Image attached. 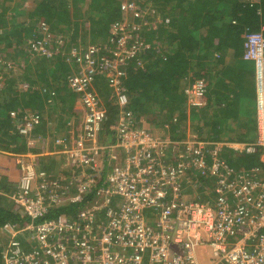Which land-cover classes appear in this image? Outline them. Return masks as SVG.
<instances>
[{
  "label": "built area",
  "instance_id": "obj_1",
  "mask_svg": "<svg viewBox=\"0 0 264 264\" xmlns=\"http://www.w3.org/2000/svg\"><path fill=\"white\" fill-rule=\"evenodd\" d=\"M129 3L126 10L121 6L125 13L134 12L135 5ZM125 37L121 36L111 57L98 56L93 45L83 53L71 48L68 60L82 75L72 74L68 83L81 96L86 113L75 147L66 149L64 138H56L64 146L60 152L67 153L72 164L90 170L89 178L76 186L72 202L80 200L100 173L95 157L108 154L106 183L100 189L106 195L104 203L72 217H46L53 201L61 202L69 187L37 168L36 154L29 153L26 159L17 155L21 175L10 197L30 221L1 227L0 264H200L196 249L204 247L210 249V264H264L262 167L236 170L228 165L221 154L228 142L195 135L176 140L136 127L126 110L129 99L121 82L142 42L129 47ZM49 38L45 34L30 39L28 49L51 56ZM244 48L243 59L254 64L257 137L238 150L261 153L264 159V33L250 32ZM96 63L120 107L114 125L116 141L106 145L98 143L106 113L92 89L91 67ZM185 92L190 105L205 103L202 79L193 80ZM22 118L24 125L16 126L17 130L29 135L39 116L33 112ZM115 150L123 151V164L114 162ZM186 184L193 191L185 192ZM114 197L121 200L117 207L110 204ZM101 209H105L103 220L95 222L94 212ZM24 236L30 243L26 247Z\"/></svg>",
  "mask_w": 264,
  "mask_h": 264
},
{
  "label": "trees",
  "instance_id": "obj_2",
  "mask_svg": "<svg viewBox=\"0 0 264 264\" xmlns=\"http://www.w3.org/2000/svg\"><path fill=\"white\" fill-rule=\"evenodd\" d=\"M12 1L0 0V151L12 153L30 150L39 155L36 143L29 142L35 140L34 133H20L13 124L21 114H39L36 130L45 120V105L53 108L55 117L56 113L73 109L79 93L69 86L68 77L82 75V71L68 60L72 47L83 53L93 45L98 56L111 57L123 34L129 37V47L142 42L121 82L129 99L126 110L135 123L134 115L149 111L156 99L162 104L154 106V111L164 114V104L171 100L165 98L174 86L171 83H177L184 75L192 81L202 79L206 96L213 80L211 68L217 65L220 52L227 49L234 57H242L247 35L264 33V0H133L137 5L134 12L128 13L131 22L125 30L117 24L123 16L126 18L121 13L122 0H27L28 4L18 0L14 5ZM78 17L91 20L87 30L82 31ZM133 22L139 26L133 28ZM43 31L50 37L47 46L51 56L28 49L29 39L45 37ZM188 65L189 74L184 71ZM91 69L94 85L98 81L109 85L105 74L98 73L97 63ZM113 95L101 103L106 113L101 132L115 142V123L111 124L117 120L120 107ZM13 169L20 170L17 162ZM14 178L7 173L5 183ZM94 189H88L87 193H91L85 200ZM2 205L0 226L29 222L25 213L12 210L6 202ZM76 206L66 210L74 211ZM55 215L56 212L47 213L46 217ZM99 219L103 220V216L98 214L94 220ZM2 253L0 244V258Z\"/></svg>",
  "mask_w": 264,
  "mask_h": 264
},
{
  "label": "crops",
  "instance_id": "obj_3",
  "mask_svg": "<svg viewBox=\"0 0 264 264\" xmlns=\"http://www.w3.org/2000/svg\"><path fill=\"white\" fill-rule=\"evenodd\" d=\"M220 54L221 56L216 59L218 62L217 65L211 68L213 80L206 96H204L205 103L202 106H192L189 104L185 89L189 86L192 79L188 80L187 76L184 75V77H179L177 83H171V85L174 86L170 87V94L165 97L166 99L167 97H171V100L164 104L165 113L159 114L154 111V106L159 105V107H161L162 104L159 99H156L150 104L151 109L149 111H143L140 113L141 115L138 113H136L137 116L134 115V119L137 121L134 125L139 128L147 127L157 135L170 137L176 140H183L195 135L211 142H228L229 144L224 145L221 152L223 158H226L225 160L228 165L236 170L259 165L263 169L264 177V159L261 153L255 152L248 154L238 150V147L242 144L254 141L257 137L254 64L252 61L244 60L241 56L234 57L232 51H228L227 49L221 51ZM184 71H186L187 74L190 73L189 65ZM94 81L92 85L96 86L99 91L109 89L102 81H98L95 85ZM214 83L217 84L214 85ZM154 87L157 89V85ZM109 93L107 98L113 95L112 91ZM112 97H114V95ZM82 112L83 108L79 100L76 99L74 107L70 112L60 115L56 113L55 125L51 127V129H56L55 133H51L48 129L51 124L50 121L47 120L49 119L47 115H45L43 123L34 130L35 145L39 152V155L36 156V158H38L37 167L39 169H48L47 171L50 172V174L54 171L56 180L62 183V186L65 185L69 187V193L65 194L64 199L59 203L53 201L54 205L51 207L52 210L47 212H56L55 216L66 215L72 217L82 211L94 210L97 206L104 203L106 196L105 194H100L101 187L106 183L104 169H102L103 172H100L98 177L95 178V181L88 187V189L96 187L88 199L85 200L91 192L87 193L89 191L87 189L77 202H72L70 200L71 195L77 192L76 186L83 180L89 178L90 170L87 168L80 170L81 168L78 165L72 164L71 162L67 163L64 157L65 155L60 152L62 148L61 145L56 143V138L57 136H61L66 142L70 138L75 141L77 134L82 132L81 126L84 119V113ZM115 118L116 116H114V120ZM17 119V121H19L22 118ZM102 134L103 136L98 139V143L100 140H102L101 144L103 145L114 143V141L112 142L109 139L104 140L105 134L102 132L100 135ZM46 137L50 139L47 140ZM27 152H30V150ZM55 153L56 155H54ZM113 153L117 154V159L114 162L123 164V151L119 152L115 150ZM13 155V153L0 151V205L6 202V206L11 205L12 210L15 209L14 211L25 213L23 207L19 204V209L18 203L13 200L9 194L3 191L6 189L5 184L7 183H5V175L7 173L11 175L8 168L16 163V156L14 155L15 157H13ZM104 155V159L107 160L109 158L108 154L104 153ZM109 163L110 159L108 161V164ZM5 164L8 166L6 167ZM15 172V180L17 181L20 172L16 170L13 173ZM80 175H83L82 178H80ZM78 178L81 179L79 183L76 181ZM71 187H74L73 190H71ZM191 189L192 188L186 184L184 191L189 193L193 191ZM199 191V189H195L194 192L199 195ZM82 200L83 202H81ZM120 202L121 200L118 197H114L110 204L117 207ZM13 204L16 207H14ZM74 204H77L74 211L66 210L67 207L73 206ZM94 213L102 217L105 214V209L96 210ZM24 237L23 246L26 247L30 243H28L27 237ZM203 249H208L207 255L210 264V249L208 247H204Z\"/></svg>",
  "mask_w": 264,
  "mask_h": 264
},
{
  "label": "rangeland",
  "instance_id": "obj_4",
  "mask_svg": "<svg viewBox=\"0 0 264 264\" xmlns=\"http://www.w3.org/2000/svg\"><path fill=\"white\" fill-rule=\"evenodd\" d=\"M27 0H25V2H26ZM137 1H141V2H143L144 0H137ZM13 3H12V5H14L15 3L14 2H18V0H13L12 1ZM24 2V4H28V2H26L25 3ZM129 2H132L133 4L135 3L133 0H131V1H129ZM127 0H122V1H120V4H121V6L124 8V10H126V8H127V4H130ZM137 5V4H136ZM135 5V6H136ZM125 6V7H124ZM122 9V8H121ZM126 12H128V11H126ZM121 13H122V15H126V18H125V16H123L122 17V21L121 22H118L117 24H118V26H120L122 29H124V27L125 26H128L129 24V22H131L130 21V16L127 14V13H125L124 11L122 12L121 11ZM78 20H79V22H80V25H81V28H82V31H84V30H87L88 29V26L92 23L91 22V20L90 19H88V18H81V17H78ZM126 22V23H125ZM134 23V26H136V27H138L139 26V24H136L135 22H133ZM126 24H128V25H126ZM114 27V26H113ZM125 30V29H124ZM126 39H128L129 37H125ZM124 38V39H125ZM30 40V39H29ZM49 42H50V40H48ZM47 48H48V46H47ZM5 50H7V49H5ZM26 50V49H25ZM7 51H9V50H7ZM5 54V51L3 52V55ZM2 55V54H1ZM15 55H17V54H14V56ZM23 57L21 56V59H22ZM67 62H70V61H67ZM12 66V65H11ZM14 68V67H13ZM108 88L110 89V91H111V87H110V85H108ZM92 89H93V91H94V93H95V95H98V99H99V103H100V105L103 107V105L101 104V103H104V101L106 100V98L108 97V95L110 94L109 92V89L108 90H104V91H99L97 88H96V86H93L92 85ZM100 89H105V88H100ZM205 96V95H204ZM78 100H79V102H80V104H81V107L83 108V112L82 113H84V118H85V113H86V109H85V106H83V104H82V100H81V96L80 97H78ZM203 100H204V98H203ZM75 104V103H74ZM74 104H73V106H74ZM56 110L57 111H59L60 109H58V108H56ZM43 112H45V114L48 116V118L51 120H53V121H50V124H51V126H50V128H48L49 129V131L51 132V133H55L56 132V129H51V127L52 126H54L55 125V122H56V117H55V115H54V113H53V108L52 107H50V106H46L45 105V107H44V110H43ZM64 112H66V111H64ZM68 112V111H67ZM66 112V113H67ZM51 115H53L54 117H51ZM118 117H119V114H118V116H117V119H118ZM18 118V117H17ZM23 119V118H22ZM18 120V119H17ZM83 122H84V119H83ZM83 122H82V126H81V129H83ZM115 123V121L111 124L112 126H113V124ZM13 124L14 125H16L18 128L19 127H22L23 125H24V122H23V120H19V121H13ZM145 128H147V127H145ZM32 133H34V129L32 128ZM57 137H61V136H57ZM47 138V140L48 139H50L49 137H46ZM72 141H71V140ZM70 139H68V141L66 142L65 141V139H64V141L66 142V149L67 148H72V147H75V143H76V141H77V139H78V136H77V138H76V140L75 141H73V139L72 138H70ZM106 139H108L105 135H104V140H106ZM102 143V140H100V142H99V144H101ZM89 144V143H88ZM103 145V144H102ZM61 147L63 148L64 146H63V144H61ZM4 151H6V152H9V153H11L9 150H4ZM65 156V159H66V161H67V163H70L71 162V158L69 157V155H67V153L65 154V153H63ZM54 155H56V153L54 154ZM104 156L105 155H103V154H101V152L99 153V155L98 156H96L95 157V162H94V164H95V167L96 168H99L100 169V172H103L102 171V169H104V170H107V168H108V161H109V158L107 159V160H105L104 159ZM55 157V156H54ZM55 159H56V157H55ZM226 159V158H225ZM15 162H16V159H15ZM6 165V164H5ZM8 165H6V167H7ZM15 165H11L8 169L10 170V172H11V175H9V176H14V177H16V172L15 173H13L14 171H16V169H13V167H14ZM80 167V166H79ZM81 168V167H80ZM95 168V169H96ZM47 174H49V175H51V177L52 178H55L56 179V174H55V172L54 171H52L51 172V174H50V172H48L47 170L48 169H43ZM76 170V169H75ZM80 170H82V168L80 169ZM83 173V172H82ZM82 176L83 175H80V178H82ZM19 178H20V176H19ZM19 178H18V180H19ZM15 179V178H14ZM14 179H9V180H7V185L5 184V186H6V189H4L3 191L4 192H6V194H9V196L12 194V192L15 190V187H16V184L18 183V180L16 181V180H14ZM13 180H14V182H16L15 183V185H12V182H13ZM80 180L81 179H77L76 181H77V183H79L80 182ZM11 183V184H10ZM76 183V184H77ZM73 188L74 187H71V190H73ZM2 191V192H3ZM17 204V203H16ZM18 205V208L20 209V206H19V204H17ZM13 206L14 207H16L14 204H13ZM1 227H3V226H0V231L2 230V228ZM0 235H2V234H0ZM27 235V234H26ZM28 236V235H27ZM2 238H3V236H2ZM207 251H208V249H203V248H197L196 249V256H197V258H198V260H199V263L200 264H209V259H208V255H207ZM2 257V256H1ZM0 261H1V258H0Z\"/></svg>",
  "mask_w": 264,
  "mask_h": 264
},
{
  "label": "clouds",
  "instance_id": "obj_5",
  "mask_svg": "<svg viewBox=\"0 0 264 264\" xmlns=\"http://www.w3.org/2000/svg\"><path fill=\"white\" fill-rule=\"evenodd\" d=\"M122 10V9H121ZM123 11V10H122ZM128 14V13H127ZM111 87V86H110ZM111 89H112V93H113V88L111 87ZM36 113V112H35ZM38 114V113H37ZM22 114H21V116L20 117H18V118H22ZM38 116H39V114H38ZM40 119V118H39ZM33 129H35V126L33 127ZM30 133L31 134H33L32 133V130L30 131ZM28 136V135H27ZM28 142V141H27ZM29 142L32 144V143H35L36 141L35 140H29ZM12 153V152H11ZM35 154V152H32V151H30V152H25V153H23V152H20V153H17V152H15V153H13L15 156H16V162L19 164V162L17 161V155H20V154H24V158L26 159V158H28V156H27V154ZM36 156H37V154H36ZM35 160H36V164H37V158L35 157ZM19 166H20V164H19ZM19 172H20V175H21V170H19ZM49 175V174H48ZM19 181V180H18Z\"/></svg>",
  "mask_w": 264,
  "mask_h": 264
},
{
  "label": "bare ground",
  "instance_id": "obj_6",
  "mask_svg": "<svg viewBox=\"0 0 264 264\" xmlns=\"http://www.w3.org/2000/svg\"><path fill=\"white\" fill-rule=\"evenodd\" d=\"M133 28H136V26L133 25Z\"/></svg>",
  "mask_w": 264,
  "mask_h": 264
}]
</instances>
